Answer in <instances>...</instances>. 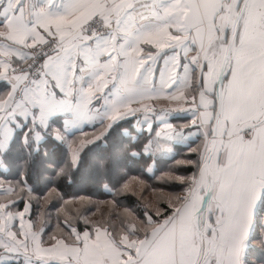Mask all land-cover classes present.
I'll return each mask as SVG.
<instances>
[{"label": "crops", "instance_id": "1", "mask_svg": "<svg viewBox=\"0 0 264 264\" xmlns=\"http://www.w3.org/2000/svg\"><path fill=\"white\" fill-rule=\"evenodd\" d=\"M19 3L27 13L31 0H19ZM124 3L125 0H117L115 4L114 0H74V3L67 10L60 9L57 12L49 13L47 9L42 8L41 11L44 15L39 22H34L30 16L26 15L25 26L5 23L3 22L5 18L0 16V82L5 83V87L0 88V131L2 137L9 134L6 145L3 146L2 144L3 147H0V155L8 149L13 129H20L28 123L42 128L40 126L46 125L49 119L54 117L58 121H63L64 134H72L93 127H96V130L100 128L99 132L103 134L105 130L107 133L117 121L134 117H138L137 126L140 127V130L151 132L153 124L156 123L154 144L156 146L155 151H158L157 155L169 156L172 154L174 144L194 141L187 136V133L191 131L190 126L188 128L186 125L177 127L176 123L179 117L188 118L186 120L181 119L183 122L189 123L191 121V124L194 123L189 119L193 108L201 102L205 104L211 102L208 98L201 100L198 96L199 72L192 73L190 85L184 87L164 88L156 81L144 85L141 90L133 93L127 90L131 85L121 84L119 94H114L121 71L120 66L129 57L135 59L143 55L147 58L154 54L157 48H164L169 40L188 39L187 33L172 36L165 29L163 32L148 37L147 43L143 47L136 44L134 47L130 46L127 56L121 54L119 50L125 41L123 39L118 41L117 37L120 33L108 25L114 19L113 13H117L119 6ZM8 6L9 0H0V12H3ZM212 15L207 7H202L196 12L197 27L193 36L195 44L187 53L190 57L199 56L203 59L204 56L211 55L209 49L216 51L222 45L224 28L234 26L237 20V17L227 10L216 16L215 23H213ZM96 16L102 17L106 22L107 29L103 34L112 31V40L107 51L98 58L94 55L96 50L95 37L98 35L90 36L84 31L85 24ZM217 28L220 30L219 33H217ZM47 40H52L57 45V50L49 56L50 60L68 53L71 68L67 78L61 81L44 80L41 82L40 79L30 81L25 75L12 76L10 73L11 66L26 63L34 47ZM113 49H116V52H113ZM86 52L90 54L89 59L85 58ZM144 63L145 60H140L141 65ZM195 83L196 89L193 88ZM193 97H196L195 101ZM202 115L205 123L211 117V113L208 111ZM263 116L264 113L257 108L239 124H234L229 119L227 125L224 116L221 114L219 116L217 125L220 151L217 167L219 174L217 175V169L214 174L212 172L214 178L212 191H214L211 201L209 200V206L210 202H213L214 211L219 212L218 215H215V222L226 224V229L219 237L223 241L218 245L216 243L202 264H209L210 261L215 264L213 258H220L225 245L231 248H239L245 238L248 237L247 226L251 224L252 227L259 219V215H257L255 222H252L251 206L264 194L262 193L264 181H261L259 176L254 174L251 178L243 179L237 189L230 182L224 180L223 169L231 158L238 155L242 142H246L243 141V137L237 134L239 128L259 124ZM211 127L212 129L215 127V122ZM226 127L229 129L228 135L224 134ZM253 135L255 136V132ZM67 140L72 141L71 138ZM196 183L198 182H195V187ZM195 187L189 193L193 190L195 194ZM189 193L179 195L180 203L177 202L173 205L172 202H169L173 208L174 206H178V208L170 217L162 221L169 224L170 232L173 233L175 239L178 235L180 236L181 229L179 230V227L181 228L182 225L180 222L185 216V214L179 215V212L182 207L187 205ZM5 221L3 220V224ZM1 225L0 231H4L2 236H6V225ZM257 231L261 237L264 236L262 229ZM87 232L89 231L80 232L82 239L86 240V244L89 238ZM252 234L253 232L248 238L250 248L256 247L264 251V245H255L257 240L252 238ZM37 235L40 237L39 242L42 247H38L39 244L35 242L34 238ZM160 235H162L161 232ZM42 240L38 233L24 232L23 238H18L15 256L48 254L53 247L46 245ZM84 247L86 246L69 247L73 255L70 261L64 264H152L136 262L135 259L131 260L130 257L123 255L119 248L97 247L95 250H89ZM7 249V244H5L4 254L6 255ZM165 253L164 256L167 257L168 252L165 251L163 254ZM166 257L161 258L162 262H154L153 264H167L164 262ZM37 259H40L39 262L43 264L45 258L39 257ZM48 259L44 261H48ZM248 259L253 264L254 258ZM3 264H9V262Z\"/></svg>", "mask_w": 264, "mask_h": 264}, {"label": "snow or ice", "instance_id": "2", "mask_svg": "<svg viewBox=\"0 0 264 264\" xmlns=\"http://www.w3.org/2000/svg\"><path fill=\"white\" fill-rule=\"evenodd\" d=\"M72 3L74 0H31L26 13L19 0H9L8 8L0 12V16L5 18V23L25 26L26 15L39 22L44 15L42 8L54 13L60 9L67 10ZM115 3L117 0H114ZM202 7L209 8L213 23L216 16L226 10L237 17L234 26L224 28L222 45L216 51L209 49L211 55L203 59L187 54L195 44L196 12ZM113 16L108 26L120 33L118 41H125L119 52L126 56L130 46L139 44L143 47L148 37L165 29L172 36L188 35V39L169 40L164 48H157L147 58L141 55L125 60L120 66L114 94H119L121 84L131 85L127 90L133 93L156 81L164 88L184 87L190 85L192 73L199 72L198 96L211 102H201L191 111L190 119L194 123L190 125L191 131L187 136L192 140L200 136L215 139L211 126L218 113L224 116L226 125L229 119L239 124L257 108L264 113V0H125ZM216 30L219 33V28ZM95 39L94 55L98 58L107 51L112 31L100 34ZM89 57L90 54L86 52L85 58ZM142 59L145 63L141 65ZM70 68L67 52L51 60L45 55L40 62L38 76L41 82L61 81L67 78ZM205 111L211 113L207 126L202 115ZM228 132L226 127L224 134L228 135ZM237 134L246 142H242L238 155L224 166L223 178L238 189L243 179L251 178L254 174L264 181V121L240 127ZM194 148L195 144L189 153L202 160V154L194 153ZM261 214H264V194L251 206L252 222ZM247 231L248 237L242 245L239 248L225 245L220 258H213L215 264H251L248 259L251 224L247 226ZM261 259L264 264V257Z\"/></svg>", "mask_w": 264, "mask_h": 264}, {"label": "trees", "instance_id": "3", "mask_svg": "<svg viewBox=\"0 0 264 264\" xmlns=\"http://www.w3.org/2000/svg\"><path fill=\"white\" fill-rule=\"evenodd\" d=\"M2 86L5 87V83L0 82V88ZM196 87L195 83L193 88ZM137 118L117 121L104 137L99 132L101 129L96 130V127L87 128L84 132L64 134L63 121H58L55 117L50 118L46 125L40 126L42 128L28 123L16 129L8 149L0 155V207L10 204L9 208L14 210L12 212H17L22 211L27 202L38 217H33L30 222L36 224V231H42L43 240L57 236L73 242L70 230L73 231L74 228L79 233L86 230L80 216L83 214L82 210L87 211V205L80 210H72L71 203H81L83 198H90L98 203L119 200L120 206L129 210L134 208L139 220L147 223L142 209L144 203L134 191L122 189L127 180L139 177L142 183L149 184L159 195L158 204L162 213L158 216L152 213V229L158 222L170 217L175 210L169 204L166 194L160 192H169L175 205L179 202V195L188 193L194 187L195 181L199 179L203 160L191 155L189 149L195 144L192 151L203 156L208 140L199 137L187 143L174 144L171 155H157L154 144L156 123L153 124L151 132L140 130ZM181 119L188 118L179 117L177 127L186 125L188 128L191 125V121L188 123ZM96 131L99 132L97 135L94 133ZM70 138L72 141L69 142L67 139ZM82 146L85 148L75 165L73 157ZM116 155L119 156L116 158L119 161L115 162ZM53 190L59 191L62 196L59 198L56 195L57 197L50 199L49 194ZM47 198L49 201L44 204ZM72 198L80 200L70 201ZM108 214L111 215L108 219L115 217L120 222L133 224L131 216L123 217L118 211L112 210ZM218 214L213 208L214 221ZM2 223L0 216V225ZM256 224L257 229L252 238L264 245V236L261 237L257 231L262 229L264 233V214L259 215ZM225 229L226 224H223L219 231L220 236ZM118 231L124 232L119 229ZM5 244L7 241L0 236V259L4 257ZM262 257V249L250 248L248 258H254L253 264H262Z\"/></svg>", "mask_w": 264, "mask_h": 264}, {"label": "rangeland", "instance_id": "4", "mask_svg": "<svg viewBox=\"0 0 264 264\" xmlns=\"http://www.w3.org/2000/svg\"><path fill=\"white\" fill-rule=\"evenodd\" d=\"M196 81L198 83V78L196 79ZM32 126L36 127L35 124ZM94 133L97 135L99 132L96 131ZM1 134L2 133L0 131V147L2 148L8 142L9 134L4 137H2ZM104 134H107L106 130L103 132V134H101V136L104 137ZM84 148L85 146H82L79 152H76L77 155L73 157L74 160L72 161L75 165L78 164L79 156ZM212 149L213 153H211L210 155V150ZM219 155L220 151L218 147L217 132L215 139L208 138V143L206 144V149L203 155L204 157L202 159L203 161H201L202 166L200 176L199 179L196 180L198 183H196V187L194 185V187L196 188V195L194 194L193 190L191 191V193L188 192L189 196L187 199V205L180 209L179 215L185 214V216H183V220L180 222V224H182L181 228L179 227V230L181 229L180 236L178 235L176 239L173 236V233L170 232L168 223L158 222V225H155L151 229L154 216L153 214L158 216L162 213V210L160 209L158 204L159 195L157 194L158 192L152 189L149 184L142 183L139 177H134L127 180L122 189L128 192L134 191L139 199H141V202L144 203V207L142 206V209L146 214L147 223L139 220V216L133 211L134 208H132V210H129L125 207L120 206L121 201L119 200H107L105 203H98L96 200L83 198L81 203L75 202L74 204H71L73 205L72 210H80L85 205H87V211L84 212L82 210L83 214L80 216V219L83 222V226L85 227L86 231H89L87 232L89 236L87 244L85 242L86 240L82 239L81 233H78L76 229L73 228V231L70 230L74 238L73 242L66 241L65 237L58 238L57 236H55V238L53 239L47 238L46 240H42L46 245H52L50 247L53 248L49 250L48 254H43L40 256H37L35 254H25L22 257H17L14 254L18 238H23L24 232L31 233V231H33V233L35 234H40L42 238V231H36V227H34L36 226V224L34 225L32 222H30L33 217V219L38 218L37 214L33 213L32 206H30L26 202L23 210L17 212H12L14 210L13 208H9L10 204L1 206L0 216L4 221L6 220L4 224L6 225V236H2V234L4 233V231L2 230V232L0 231V236H2L4 240H7L8 253L7 255L4 254V257L0 259V264H3L4 262H15L16 264H42L39 262L40 259H37L39 257L45 258L43 259V264H64L70 261L73 253H71L69 247L73 246H86L84 248L89 250H95L97 249V247H103L106 249L115 247L119 248L120 252L123 255L130 257L131 260L135 259L136 262H147L152 264L154 262H162L161 258L166 257L164 256L166 255V253L163 254L166 251L168 252V256L166 257L164 262H166L167 264H202V262L210 254L211 249L216 245V243L218 245V243L221 242L219 239V231L223 224L214 221V218L212 216L213 202H210L211 204L209 206V200L212 198V192L214 191H212L214 178L212 177L211 179L206 168V165L209 164L213 174L217 169L218 175L219 168L217 167L219 164ZM118 157L119 156L116 155L114 159L115 162L119 161L116 159ZM91 167L93 168L94 166L91 165ZM85 175L87 176L86 172ZM8 190L10 191V189L7 188V191ZM160 193L163 195L166 194L168 202H172V197L169 192L165 193L164 191H162ZM49 195L50 197H48L50 199L55 197L56 195L59 198L62 196L61 193L57 190H53ZM207 198H209L208 204L207 207L204 208V202ZM79 200L80 199L78 198H72L70 201ZM47 201H49L48 198L47 200L45 199L44 204H47ZM171 204H173V202ZM174 208L176 211L178 206H174ZM111 210L116 212L118 211L123 215V217L128 218L131 216L133 219V224H129L127 221L120 222L118 219H115V217L108 219L111 216L110 214H108ZM62 211L64 212L63 207ZM148 224L150 226H146ZM64 225L68 226L67 223H64ZM243 226L245 225L243 224ZM256 227V223L251 227L253 238L257 229ZM118 229L123 230L124 232H119ZM160 232L162 235H160ZM105 235L107 238L105 237ZM202 236H204L205 239V251H203L204 249L202 247ZM39 238V235H37L34 239L35 242L39 244L38 247H42L39 242ZM258 244H260V242L256 241L255 245L258 246ZM162 250L164 251L162 252ZM47 258H49L48 261H44Z\"/></svg>", "mask_w": 264, "mask_h": 264}, {"label": "built area", "instance_id": "5", "mask_svg": "<svg viewBox=\"0 0 264 264\" xmlns=\"http://www.w3.org/2000/svg\"><path fill=\"white\" fill-rule=\"evenodd\" d=\"M107 25L105 20L96 16L90 19L84 26V31L90 36H96L105 33ZM57 50L56 42L47 40L42 44L34 47L29 60L21 65L13 64L10 68L12 76L25 75L30 81H37L40 79L38 76L39 66L41 60L45 55L51 56Z\"/></svg>", "mask_w": 264, "mask_h": 264}, {"label": "water", "instance_id": "6", "mask_svg": "<svg viewBox=\"0 0 264 264\" xmlns=\"http://www.w3.org/2000/svg\"><path fill=\"white\" fill-rule=\"evenodd\" d=\"M219 116H220V113L217 114V117H216V119H215V127H214V128H215V130H214V136H215V137H216V135H217V125H218V121H219ZM262 121H264V116H263V118H262ZM212 151H213V149H212ZM206 168H207L208 173H209V175H210V177H211V179H212V171H211V168H210L209 164L206 165ZM208 200H209V198H207V199L205 200V202H204V206H203L204 208L207 207ZM201 240H202V247H203V249H204V236L201 237ZM203 251H205V249H204Z\"/></svg>", "mask_w": 264, "mask_h": 264}, {"label": "bare ground", "instance_id": "7", "mask_svg": "<svg viewBox=\"0 0 264 264\" xmlns=\"http://www.w3.org/2000/svg\"><path fill=\"white\" fill-rule=\"evenodd\" d=\"M211 153H212V150H211V152H210V155H211Z\"/></svg>", "mask_w": 264, "mask_h": 264}]
</instances>
